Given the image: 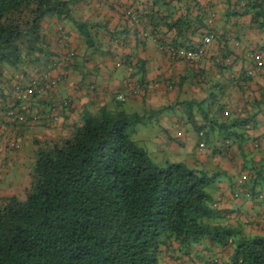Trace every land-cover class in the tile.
<instances>
[{
  "label": "trees",
  "instance_id": "obj_1",
  "mask_svg": "<svg viewBox=\"0 0 264 264\" xmlns=\"http://www.w3.org/2000/svg\"><path fill=\"white\" fill-rule=\"evenodd\" d=\"M223 1L232 6V15H249L254 32L264 35V0ZM70 2L0 0L2 79L23 78L29 66L53 55L42 23L47 18L70 19ZM152 4L159 11L169 1L153 0ZM157 10L151 11L154 17ZM197 10L203 25L209 10ZM128 11L134 17L131 21L138 24L135 11ZM177 25L175 40L151 34L160 39L161 51L175 58L180 54L176 46L181 44L177 37H184L180 22ZM82 36L92 40L88 33ZM58 48L66 58L72 52L67 45ZM229 54L218 59L223 68L231 60ZM258 58L264 67V54ZM260 69L256 64L244 71L236 83L239 90ZM138 73L139 86H143L145 68ZM114 99L112 109L80 112L69 128L61 121L64 133L36 142L24 164L30 179L25 197H0V264H162L166 260L173 264H264V155L257 162L245 156L239 168L246 175L242 174L237 187L233 185L238 198L258 203L254 213L246 216L250 231L244 233L243 223L232 224L216 208L217 190L228 172L214 163L199 166L168 159L154 163L150 157L154 151L146 141L139 139L142 148L131 138L144 116L127 113L124 102ZM6 101L0 87L1 108L7 107ZM217 108L225 119L196 130L201 131V148L224 155L231 144L241 147L253 139L250 132L255 116L264 111V99L254 100L246 116L243 112L226 115L223 105ZM12 149L20 151V146ZM228 159L232 166L237 164ZM236 210L241 211L240 207Z\"/></svg>",
  "mask_w": 264,
  "mask_h": 264
},
{
  "label": "crops",
  "instance_id": "obj_2",
  "mask_svg": "<svg viewBox=\"0 0 264 264\" xmlns=\"http://www.w3.org/2000/svg\"><path fill=\"white\" fill-rule=\"evenodd\" d=\"M152 1L71 0L70 19L59 22L47 18L43 21L42 33L53 55L49 59L42 57L35 65L29 66L23 78L16 75L11 81L0 77V87L8 101L7 107L0 109L15 107L25 119L20 123L6 121L2 116L4 112H0V172H8V166H17L16 176L23 174V180L26 174L24 164L30 160L36 142L55 137L59 131L64 133L61 121L65 128H69L72 121L79 119L80 112H96L101 107L112 109L117 94L137 90L138 93L127 95L124 101L127 106L122 108L127 113L144 116V122L137 128L139 139L146 141L149 149L157 153L165 154L164 148L170 150L171 161L199 166L214 163L226 170L228 178L222 180L223 184L217 190L216 208L226 214L225 220L238 224L243 205L233 202L230 197L235 191L233 185L236 186L242 174L246 175L240 174L242 159L253 157L257 162L264 155V111L254 118L256 125L250 132L253 139L245 141L241 147L237 143L231 144L224 155L201 148V131L196 127L206 125L210 128L214 121L224 120L219 106L223 105L226 115L243 112L246 116L252 112L249 105L254 100L264 99V67L258 58L264 54V35L254 32L249 15H232L229 11L232 6L223 0H167L169 4L159 11ZM153 8L158 11L155 17L151 12ZM197 8L213 13L212 16H208V12L204 14L203 25ZM130 9L135 11L138 24L126 14ZM177 22H180L184 37H177L181 44L176 46L180 54L175 58L161 51L160 39L151 34L172 39L177 34ZM83 32L92 40L84 39ZM210 35L213 39L207 44L202 43L203 38ZM167 40L171 43L170 39ZM61 45H67V51L74 52L75 56L70 59L60 56L58 47ZM203 45L204 57L188 63L183 52ZM227 52L231 60L225 69L218 64V59ZM256 64L261 69L239 90L238 78ZM142 66L145 68V84L139 86L138 72ZM43 74L61 80L42 95L30 93L31 81ZM64 100L68 101V106L60 108ZM205 112L207 116L203 118ZM53 116L56 120L51 119ZM153 127L162 129V134L149 133ZM177 130L182 137L175 136ZM10 142L18 143L20 151L12 149ZM258 142L260 148L255 146ZM229 157L237 164L232 166ZM9 183L4 181L2 185L9 186ZM257 191L259 193L260 189ZM257 204H248L243 225ZM237 207L241 211L234 214ZM259 209L261 211L260 206ZM247 226L250 229V225ZM162 264L173 263L166 260ZM182 264L189 263L184 261Z\"/></svg>",
  "mask_w": 264,
  "mask_h": 264
},
{
  "label": "rangeland",
  "instance_id": "obj_3",
  "mask_svg": "<svg viewBox=\"0 0 264 264\" xmlns=\"http://www.w3.org/2000/svg\"><path fill=\"white\" fill-rule=\"evenodd\" d=\"M124 106H127L126 105V102L123 104ZM12 109H14V110H16L17 111V109L14 107H12ZM4 118H5V120L6 121H11L10 120V118H8V117H6V116H4V115H2ZM2 117L0 116V119H1ZM25 120V119H24ZM12 122V121H11ZM18 123H20V122H18ZM0 125H1V123H0ZM3 125V124H2ZM57 127V126H56ZM162 129H158V128H156V127H153L152 129H150V132L149 133H151V134H155V133H157V134H162ZM4 132H6V131H4ZM164 133V132H163ZM175 136H179V137H182V135H181V133L177 130V132H175ZM52 137H54V136H52ZM4 138H10V139H12L11 137H5L4 136ZM131 138L133 139V140H135L138 144L140 143L139 142V136L138 135H136L135 134V136L133 135V136H131ZM20 140H21V138H20ZM142 148H144L142 145H141V143L139 144ZM166 147V146H165ZM21 148V147H20ZM27 149V148H26ZM28 150V149H27ZM164 151H165V154H163V153H157L156 151H154L153 153H151L150 152V157H151V159H152V161L154 162V163H161L162 161H164V160H172L173 159V157L171 156V155H169L170 154V150H167V149H165L164 148ZM168 155V156H167ZM7 162V161H6ZM1 165V164H0ZM26 168V174H25V177H24V179L23 180H21L22 178H23V174H21V176L19 177V176H16V171L18 170V167L17 166H13L12 168L10 167V166H8L7 167V171L8 172H6V173H2V172H0V197H5V196H9V195H18L19 197H21V198H24L25 197V194H26V189H27V187H28V183H29V173H27V171H29V167H25ZM24 168V169H25ZM0 171H1V167H0ZM1 173H2V175H1ZM2 178H5V180H2ZM13 178H14V180H13ZM4 181H9L10 183V185H13V187H11L10 185L9 186H6V185H2V183H4ZM14 182V183H13ZM235 191H237L236 189H235ZM235 191H234V196L232 197H230L231 198V200H233V202H235V203H237V202H240L242 205H243V210H242V213H243V211L245 212L246 211V208H247V206H248V204H249V202L248 201H245V200H243L242 198H238L237 197V194L235 193ZM248 203V204H247ZM218 210V209H217ZM233 213L234 214H237L238 212H237V210L235 209L234 211H233ZM243 216H245V213H243L242 215H240V217H239V219L241 220L240 221V223L242 224L243 223ZM248 231H250V229H249V227L247 226V225H244V226H242V232H244V233H248Z\"/></svg>",
  "mask_w": 264,
  "mask_h": 264
},
{
  "label": "built area",
  "instance_id": "obj_4",
  "mask_svg": "<svg viewBox=\"0 0 264 264\" xmlns=\"http://www.w3.org/2000/svg\"><path fill=\"white\" fill-rule=\"evenodd\" d=\"M129 11H127V15L129 16ZM132 19H134L133 16H129ZM59 30L63 31L62 28H59ZM212 36H206L204 37L203 39V43L207 44V42H209L211 40ZM60 47H64V46H60ZM70 54V55H69ZM68 56H67V53H66V56L69 58L72 57V52H69ZM183 54L185 55V57L189 60H198L200 58H202L204 55H205V46L203 45L202 47L196 49V50H189L187 52H183ZM60 77H48V75L46 74H43L39 77H35L31 83H30V86H29V90H30V93H34V94H38V95H42L43 93L45 92H49L50 90H52L56 85L57 83L60 82ZM131 93H137L136 90L134 91H126V92H122L120 94H117L116 95V99L117 101L119 102H123L127 95L131 94ZM68 104V101H62V104L61 106H59L60 108H64L65 106H67ZM4 115L8 118H10V120L12 122H22L24 121V116L19 114L16 110L14 109H8L7 111H5ZM56 117L53 116V118L51 119H55ZM34 120H36V117H34ZM56 120V119H55ZM11 143V142H10ZM10 147L11 148H18L19 145L17 144H14L13 142L10 144Z\"/></svg>",
  "mask_w": 264,
  "mask_h": 264
},
{
  "label": "clouds",
  "instance_id": "obj_5",
  "mask_svg": "<svg viewBox=\"0 0 264 264\" xmlns=\"http://www.w3.org/2000/svg\"><path fill=\"white\" fill-rule=\"evenodd\" d=\"M210 36H212V35H210ZM211 39H213V36H212V38H211ZM203 57H204V56H203ZM203 57H202V58H203ZM200 59H201V58H200ZM115 97H116V96H115ZM125 100H126V99H125ZM125 100H124V101H125ZM64 101H67V100H64ZM124 101H123V102H124Z\"/></svg>",
  "mask_w": 264,
  "mask_h": 264
}]
</instances>
